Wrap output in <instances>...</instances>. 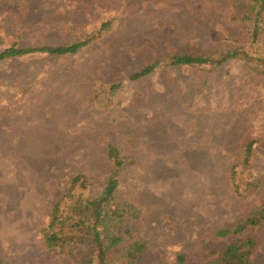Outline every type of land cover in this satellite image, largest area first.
<instances>
[{"label":"rangeland","instance_id":"rangeland-1","mask_svg":"<svg viewBox=\"0 0 264 264\" xmlns=\"http://www.w3.org/2000/svg\"><path fill=\"white\" fill-rule=\"evenodd\" d=\"M251 5L0 0V50L88 40L76 53L0 61L3 264H80L87 255L100 264L90 233L68 230L61 249L45 244L43 229L57 201L63 213L102 192L111 143L124 158L115 196L127 211L108 228L120 240L107 264H215L248 238L253 264H264V221L233 231L264 206V10L254 38ZM232 50L241 54L216 63ZM183 53L210 61L168 64ZM77 174L86 186L71 188Z\"/></svg>","mask_w":264,"mask_h":264},{"label":"trees","instance_id":"trees-1","mask_svg":"<svg viewBox=\"0 0 264 264\" xmlns=\"http://www.w3.org/2000/svg\"><path fill=\"white\" fill-rule=\"evenodd\" d=\"M251 7L247 11L248 14L254 16V28L252 34L254 38H257L260 34V20L259 17L262 15L264 10V0H251ZM110 22H105L103 25L107 26ZM88 40H78L70 44L62 45H41V46H29L21 47L17 43H13L4 49L0 50V61L7 58L21 56L26 54H31L35 52H44L54 55H63L69 53H76L81 47L85 46ZM241 52L238 50L229 51L221 59L217 60V64H221L230 58L237 57ZM210 58L204 54H174L169 57V65H196L208 63ZM264 62V58L262 59ZM162 61H155L145 65L141 70L135 72L131 78H140L154 71L156 68L162 65ZM121 84H115L113 88L119 87ZM252 144L250 141L247 145V154L245 156L244 162L248 163L250 155L252 152ZM108 156L114 163V171L110 175L107 184L103 188L102 192L95 198L89 199H77L73 207L69 208L68 211L60 213V201H57L52 210L51 220L47 227L43 229V238L45 244L48 247H55L59 245L61 249H64L63 235L67 233L68 230L75 229L77 231H84V234H91L92 244L98 248V258L100 264H107L106 252L107 248L111 245L119 242L120 237L115 235H106L108 228L113 225H120L125 219V213L127 207L121 205L116 200L115 192L119 185L118 175L122 170L124 165V158L120 153L118 147L114 144H109ZM80 185L82 187L86 186V176L83 174L75 175L71 180V188ZM123 208H122V207ZM89 218L91 219L88 225ZM264 221V206L259 209H255L251 214L245 219V222L238 223L234 232L242 231L247 224H257ZM102 227V229L100 228ZM230 229L218 230L219 235H224L228 233ZM102 232L105 235L102 236ZM73 237V236H71ZM106 239V240H105ZM109 241V242H107ZM256 247V242L252 238L244 239L241 241H236L230 243L222 253V257L219 261H215V264H253L252 253ZM182 258V257H181ZM0 264L2 259L0 257ZM80 264H94L93 258L89 255L83 257Z\"/></svg>","mask_w":264,"mask_h":264}]
</instances>
